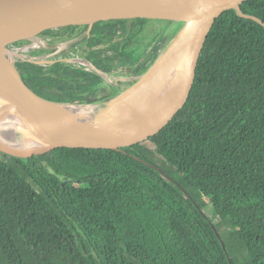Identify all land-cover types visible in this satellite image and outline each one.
<instances>
[{"label":"trees","instance_id":"trees-1","mask_svg":"<svg viewBox=\"0 0 264 264\" xmlns=\"http://www.w3.org/2000/svg\"><path fill=\"white\" fill-rule=\"evenodd\" d=\"M243 10L264 22V0ZM165 45L137 70L130 58L102 68L139 76ZM132 83L85 73L32 86L85 103ZM103 86L112 93L100 96ZM149 141L174 176L137 159L155 164L141 144L28 158L0 151V264H264L263 24L235 9L217 19L187 103Z\"/></svg>","mask_w":264,"mask_h":264},{"label":"water","instance_id":"water-1","mask_svg":"<svg viewBox=\"0 0 264 264\" xmlns=\"http://www.w3.org/2000/svg\"><path fill=\"white\" fill-rule=\"evenodd\" d=\"M247 1L0 0V122L17 118L22 127L14 130L13 137L34 145L28 152L0 145V151L28 158L63 147L124 151L149 141L187 103L217 19L235 9L264 25L259 17L244 12ZM164 44L151 67L135 78L102 68ZM176 53L179 62L172 77L161 79L165 100L153 113L115 125L82 119L72 111L119 100L143 75ZM85 73L100 75L111 86L133 83L107 100L85 103L55 101L32 86L39 80L72 79ZM136 158L169 177L156 165Z\"/></svg>","mask_w":264,"mask_h":264},{"label":"bare ground","instance_id":"bare-ground-1","mask_svg":"<svg viewBox=\"0 0 264 264\" xmlns=\"http://www.w3.org/2000/svg\"><path fill=\"white\" fill-rule=\"evenodd\" d=\"M178 62L179 53H176L166 63L143 75L117 101L92 107L79 106L72 108V111L77 117L95 122L116 123L115 125L130 124L131 121L145 117L160 108L165 100L163 95L166 90L165 84L161 79L163 77L170 79ZM21 124L14 117L0 122V145L9 144V146L22 151H30L34 147L32 143H23L13 137L14 130L21 128Z\"/></svg>","mask_w":264,"mask_h":264},{"label":"rangeland","instance_id":"rangeland-1","mask_svg":"<svg viewBox=\"0 0 264 264\" xmlns=\"http://www.w3.org/2000/svg\"><path fill=\"white\" fill-rule=\"evenodd\" d=\"M141 147L140 150L141 152H145L147 154V156L155 163L154 165H156L157 167L161 168L167 175L169 176H174L175 174L173 173V171L170 169L169 164L165 161V159H163L162 157L158 156L156 154L155 151V146L153 143H151L150 141H145L143 143H140ZM201 201L205 204H207V207H204V211L207 214V216L211 219V221H219L217 217L214 216V212L212 210V208L209 206L208 202L206 199H201ZM227 226L224 228V235L229 237L231 228H230V224H226Z\"/></svg>","mask_w":264,"mask_h":264},{"label":"flooded vegetation","instance_id":"flooded-vegetation-1","mask_svg":"<svg viewBox=\"0 0 264 264\" xmlns=\"http://www.w3.org/2000/svg\"><path fill=\"white\" fill-rule=\"evenodd\" d=\"M156 48L157 47H153V48H151L149 50H146L145 52H141L140 54H134L132 57H130L132 63H134L133 66L136 68V70L139 67L143 66L144 64H146L148 62V60L151 57V54L154 52V50ZM118 76L129 77V78H135V77H137V75L124 76L122 74L121 75H118ZM127 81H131V80H127ZM127 81H121V84H119V86L122 85V84H124V83H126ZM114 87H118V86H114ZM102 88H104L105 90L100 91V93H99L100 96L107 95V94H111L112 90H109L108 91L107 90L108 88L106 86H103Z\"/></svg>","mask_w":264,"mask_h":264}]
</instances>
